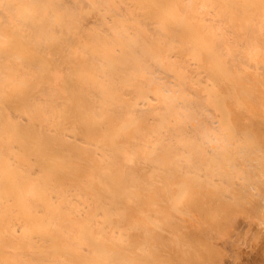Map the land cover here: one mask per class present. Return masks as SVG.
I'll return each instance as SVG.
<instances>
[{
  "label": "bare ground",
  "instance_id": "6f19581e",
  "mask_svg": "<svg viewBox=\"0 0 264 264\" xmlns=\"http://www.w3.org/2000/svg\"><path fill=\"white\" fill-rule=\"evenodd\" d=\"M262 230L264 0H0V264H239Z\"/></svg>",
  "mask_w": 264,
  "mask_h": 264
},
{
  "label": "crops",
  "instance_id": "0c3cea01",
  "mask_svg": "<svg viewBox=\"0 0 264 264\" xmlns=\"http://www.w3.org/2000/svg\"><path fill=\"white\" fill-rule=\"evenodd\" d=\"M263 233H264V230L260 231V232H259L258 234H256V235H253V236H252V237L255 238V239L258 237V238L256 239V241H257L256 243L259 244V245H260V244H261V245H264V234H263ZM248 237H249V241L247 240V241H248L247 244H249V243L251 242V240H253V238H251L250 236H248ZM250 238H251V239H250ZM255 239H254V240H255ZM258 242H259V243H258ZM251 243H252V242H251ZM251 243H250V245H248V246H249L248 250L250 251L249 254H252V256H253V255H254V251H255V253H257V251H259V252H262V254H264V250H263V251H262V250H261V251H260V250H257L258 248H257V246H255L256 243H255L254 241H253L252 245H254L253 247H254L255 250L251 249V248H253V247L251 246ZM250 247H251V248H250ZM255 247H256L257 249H256ZM262 247H263V246H262ZM243 248H244V247H243ZM243 248H241V250H242L243 252L239 253V254H241V257H240V259L238 260V262L240 261L241 264H242V262L248 264L249 259H250V258L247 257V256H249V254H248V250L246 249V247H245L244 249H243ZM259 248H260V246H259ZM260 249H261V248H260ZM244 250H245V252H244ZM246 250H247V251H246ZM256 250H257V251H256ZM251 252H253V253H251ZM243 253H245L244 256H246L248 259H243V256H242ZM255 255H256V256H255ZM255 255H254L255 257H259V259H261V260L264 259V255H261L260 253H259V254L257 253V254H255ZM259 255H260L261 257H263V259H262ZM250 256H251V255H250ZM250 256H249V257H250ZM246 257H245V258H246ZM255 257H253V258H255ZM241 258H242V259H241ZM251 258H252V257H251ZM253 258H252V259H253ZM256 259H257V258H256ZM256 259H255V261L252 260L253 262H255V264H256V262H257V264H259V263H260V264H264V263H263L264 260H263V262H262L261 260H259V263H258V259H257V260H256ZM245 260H246V261H245ZM247 261H248V262H247ZM252 261H251V259H250V264H251V263L253 264ZM260 261H261V262H260ZM240 262H239V264H240Z\"/></svg>",
  "mask_w": 264,
  "mask_h": 264
},
{
  "label": "rangeland",
  "instance_id": "374dc122",
  "mask_svg": "<svg viewBox=\"0 0 264 264\" xmlns=\"http://www.w3.org/2000/svg\"><path fill=\"white\" fill-rule=\"evenodd\" d=\"M238 217H239V216H238ZM238 217H236V218L238 219ZM236 218L234 217L235 220H236ZM239 218H240V217H239ZM252 223H253V222H252ZM243 224H244V223H243ZM257 224H258V222H257V220H256L255 223H253V225H251V226H254V225H257ZM259 225H260V224H259ZM243 228H244L245 230L247 229L246 226H244ZM242 234H243V235H242ZM242 234H241V235L238 234V235H240L241 237H242V236H243V237L246 236L245 233H242ZM238 235H237V236H238ZM235 239H236V237L234 236V242L236 243L237 240L235 241ZM235 243H234V247H236L235 245H237V243H236V244H235ZM234 250H235V248H234ZM227 259H229V258H227ZM227 259H225V260L227 261ZM234 261H235V260H234ZM227 262H228V261H227ZM227 264H231L230 261H229Z\"/></svg>",
  "mask_w": 264,
  "mask_h": 264
}]
</instances>
